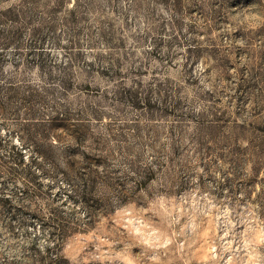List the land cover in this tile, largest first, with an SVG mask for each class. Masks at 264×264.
I'll return each instance as SVG.
<instances>
[{
  "label": "rangeland",
  "instance_id": "374dc122",
  "mask_svg": "<svg viewBox=\"0 0 264 264\" xmlns=\"http://www.w3.org/2000/svg\"><path fill=\"white\" fill-rule=\"evenodd\" d=\"M0 264H264V0H0Z\"/></svg>",
  "mask_w": 264,
  "mask_h": 264
}]
</instances>
